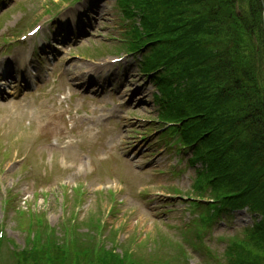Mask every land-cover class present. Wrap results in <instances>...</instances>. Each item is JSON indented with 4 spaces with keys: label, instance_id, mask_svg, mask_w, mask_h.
Listing matches in <instances>:
<instances>
[{
    "label": "rangeland",
    "instance_id": "1",
    "mask_svg": "<svg viewBox=\"0 0 264 264\" xmlns=\"http://www.w3.org/2000/svg\"><path fill=\"white\" fill-rule=\"evenodd\" d=\"M20 1L22 2L0 17V26L4 25L0 29V34L6 30V35L11 36L13 33L7 30L10 26H13L14 31L22 29L24 32L44 19V22L52 24L55 18L53 17V22H49L48 13L61 16L64 12L61 6L71 0H58L56 3V0ZM96 2H94L96 11L93 10L94 13H91L98 18L94 21L93 35H87L86 40L77 47L67 48V54L62 58L68 61V67L74 73H78L77 70L81 69L82 64L99 68L102 67L100 63L104 60L110 62L113 58L122 59L114 62L113 65L109 63L106 65L116 68H112L110 73V80L116 85L114 87L116 90L120 83L116 78L123 79V75H126V83H124H128L127 88L133 90L136 87L131 96L128 90L125 91V85H122L119 93L123 100L128 102V106L133 107V110L130 108L125 110L129 117L125 116L128 127L124 141H130V150L136 147L138 149L134 152L138 151V157L133 165H136L139 159L144 166L137 167V175L132 174V166L123 165L126 161L124 151L122 149L117 151L118 145L113 143H109L113 146L108 152L99 153L91 147L71 146L68 154L60 149L58 155L52 157L51 150L47 156L35 150L34 142L26 141L24 149L17 144L19 140L10 143L6 136L2 135L0 228L3 229L2 236L5 239L0 244V264H16L19 248L32 246L34 244L32 240L35 242V236L38 235L49 241L46 249L51 255L62 257L60 246L72 245L74 249L81 248L75 241L72 243L69 239L72 231L79 232L77 228H85L86 230L82 232L88 231L89 235L93 232L95 235L101 233L97 237L98 240L89 237L88 243L92 245L94 255V247L101 242L104 248L103 255L108 248L112 249L111 252L116 249L115 255L125 251L128 256H124V259L129 264H175L178 261L182 263L179 258L171 254L173 250L171 247L179 250L182 242L178 239L183 238L181 233L188 232L186 222L196 212L194 208L190 214V199H187L186 195L209 197L208 192H202L194 186L193 179L195 180L196 173L193 168L188 167L185 162L186 157L183 158L173 150L178 147V144L171 146L175 139L169 136L167 143L157 139L167 125L156 122L159 120L158 113L161 109L158 103H155V94L158 92L154 85L148 78L140 75L138 65H135L131 55L123 50L120 56L110 52L121 47L116 39L126 36L120 24H125L128 20L120 19L119 14L122 12L120 7L131 4L134 6L138 0H132L130 4H125V0H116V2L96 0ZM88 10L90 8L85 9L84 12ZM82 18L84 16L81 14L73 21L76 24ZM137 19L139 20V16ZM71 21L70 25H72ZM84 22L87 23V20ZM11 45L15 46L14 48L30 50L34 47L27 41L21 43L15 41ZM81 57L89 59L84 60ZM136 90H140V93ZM138 94L141 96H137ZM164 97L170 101V98ZM140 136L143 138L140 139ZM51 159H54L52 172ZM110 184L116 187L114 189L117 191L116 199L103 191L107 188L102 187ZM80 195L83 196L81 201ZM147 197L148 205L144 204ZM157 205L160 206L157 208ZM74 213L78 216L75 217ZM200 213L203 214V211ZM209 219L206 215L207 223ZM248 224H250L249 218L241 211L235 213L232 226L225 225L221 221L219 226L215 225V228L209 226L212 235L209 244L205 242L208 245L207 253L201 251L195 253L193 247L188 245L191 258L187 256L189 260L185 257V261L188 264H242L234 260L228 261L230 256L236 258V253L233 251L228 255V251L232 249L231 245L236 241L249 249L245 250L246 257L244 252L239 254L240 258L251 259L257 255H264V250L259 244L243 242L244 234L241 229ZM193 234L196 235L195 228ZM237 247L240 252L243 245L237 243ZM45 254L41 252L34 254L31 251L25 264H49ZM98 260L94 259L92 264H100ZM250 264H264V257Z\"/></svg>",
    "mask_w": 264,
    "mask_h": 264
},
{
    "label": "trees",
    "instance_id": "2",
    "mask_svg": "<svg viewBox=\"0 0 264 264\" xmlns=\"http://www.w3.org/2000/svg\"><path fill=\"white\" fill-rule=\"evenodd\" d=\"M150 1L139 0L125 9L126 16L132 19L126 26V50L148 43L151 50L145 55L144 70L155 72L152 82L164 96H170V91L171 95L176 94L172 98L176 103L171 105L182 115L203 113L208 119L202 122L203 132L209 126L215 127L216 132L201 134L208 160L215 175L227 176L223 182L230 192H235L232 198L244 200L251 212L262 217L250 235L252 244L261 243L264 241L263 6L260 0ZM195 131L196 128L191 130ZM227 138L231 139L220 148ZM227 151L230 160L226 158ZM35 237L32 246L26 245L20 249L21 254H16V264H25L31 251L46 253L50 264H92L99 258L100 264H125L120 258L123 256L108 249L103 255L104 248H100L95 256L88 233L74 236L81 248L62 246V257L51 255L46 249L49 241L41 235ZM244 252L241 249L237 254ZM65 254L70 261L63 259Z\"/></svg>",
    "mask_w": 264,
    "mask_h": 264
},
{
    "label": "bare ground",
    "instance_id": "3",
    "mask_svg": "<svg viewBox=\"0 0 264 264\" xmlns=\"http://www.w3.org/2000/svg\"><path fill=\"white\" fill-rule=\"evenodd\" d=\"M13 70H14V67H13ZM136 92L140 93V90H136Z\"/></svg>",
    "mask_w": 264,
    "mask_h": 264
}]
</instances>
